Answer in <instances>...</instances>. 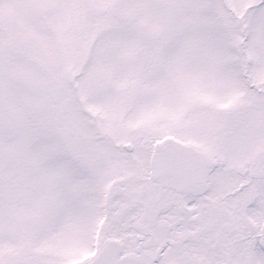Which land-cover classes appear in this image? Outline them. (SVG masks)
I'll list each match as a JSON object with an SVG mask.
<instances>
[{
    "label": "snow or ice",
    "instance_id": "obj_1",
    "mask_svg": "<svg viewBox=\"0 0 264 264\" xmlns=\"http://www.w3.org/2000/svg\"><path fill=\"white\" fill-rule=\"evenodd\" d=\"M0 264H264V0H0Z\"/></svg>",
    "mask_w": 264,
    "mask_h": 264
}]
</instances>
